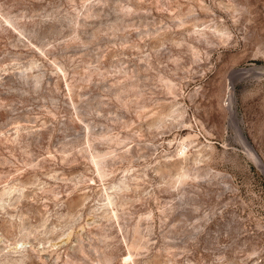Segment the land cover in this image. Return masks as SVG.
<instances>
[{"label":"rangeland","instance_id":"obj_1","mask_svg":"<svg viewBox=\"0 0 264 264\" xmlns=\"http://www.w3.org/2000/svg\"><path fill=\"white\" fill-rule=\"evenodd\" d=\"M0 264H264V0H0Z\"/></svg>","mask_w":264,"mask_h":264},{"label":"bare ground","instance_id":"obj_2","mask_svg":"<svg viewBox=\"0 0 264 264\" xmlns=\"http://www.w3.org/2000/svg\"><path fill=\"white\" fill-rule=\"evenodd\" d=\"M254 155H255V153H254ZM256 159H258V161H259V158L258 157Z\"/></svg>","mask_w":264,"mask_h":264}]
</instances>
